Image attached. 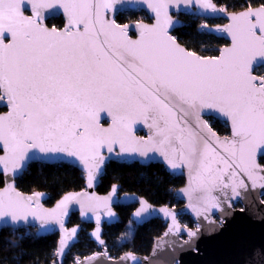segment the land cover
<instances>
[{
	"label": "snow or ice",
	"instance_id": "6c2138e0",
	"mask_svg": "<svg viewBox=\"0 0 264 264\" xmlns=\"http://www.w3.org/2000/svg\"><path fill=\"white\" fill-rule=\"evenodd\" d=\"M119 2L0 0V105L8 108L0 114V171L15 178L31 160L64 154L84 165L91 187L105 162L102 149L111 153L118 145V155L159 152L173 169L186 165L189 192L198 193L205 211L221 207L215 191L225 202L240 197V189L248 191L243 177L252 189H264V75L253 74L264 69V0L229 15L223 27L202 25L231 37L230 47L209 57L181 47L169 34L176 26L169 9L178 0H140L155 14V23L139 25L136 40L129 38L127 25L105 19ZM195 4L206 14L226 12L212 0ZM61 12L62 29L44 24L45 13ZM205 109L231 121V138L216 137L202 119ZM107 117L111 123L104 127L101 120L107 123ZM190 118L214 140L194 131ZM139 122L152 130L147 139L134 134ZM40 195L24 196L8 183L0 190V228L32 216L42 227L58 224L66 233L62 217L70 203H79L86 214L82 194L66 195L52 210L42 207ZM95 199L114 216L109 197ZM141 205L137 217L148 211L145 202ZM88 210L96 208L90 203ZM161 211L178 229L176 214ZM96 222L92 235L99 239V215ZM66 241L62 236L58 256Z\"/></svg>",
	"mask_w": 264,
	"mask_h": 264
},
{
	"label": "water",
	"instance_id": "95a60500",
	"mask_svg": "<svg viewBox=\"0 0 264 264\" xmlns=\"http://www.w3.org/2000/svg\"><path fill=\"white\" fill-rule=\"evenodd\" d=\"M215 3L214 0H212ZM216 4V3H215ZM218 7V6H217ZM143 13L145 14L150 22L136 21L125 23L128 28V35L130 39L136 40L139 39V25L146 24L152 25L155 23V14L147 7V4L140 2V0H120L119 3L114 5V9L110 12L105 13V19L114 20L115 17L121 13ZM238 13V12H235ZM26 15L30 14L29 12L25 13ZM233 13L225 12L219 14L204 13L193 0L192 4L185 5L183 0H178L177 3H174L169 9V15H171L173 22L175 23L174 28L169 29V34L171 35L172 31L179 30L182 28L185 23L179 17L180 15L194 16L199 19L206 20H221L224 21L223 25H213L208 26L211 29L216 27H223L224 25L230 23L228 16ZM62 17L64 24H66V17L61 12L58 16L52 17L48 16L45 13L44 24L50 18ZM116 23V22H115ZM121 25V26H124ZM62 27V28H63ZM61 28V29H62ZM205 32L210 35H215L219 38H223L228 43L221 49L231 46V37H228L226 34L216 33L215 31L209 33L208 29H205ZM173 36V35H172ZM177 41V40H176ZM178 43V42H177ZM181 47H184L181 45ZM185 48V47H184ZM220 49V50H221ZM220 54V51L218 55ZM0 109H5L4 114L8 111V108L4 105H0ZM202 119L206 122V118L210 117L214 120L222 121L226 123L229 130V137H223L215 133L216 137L220 140L225 138L232 137V126L231 121L226 117L221 116L219 113L214 110L205 109L202 112ZM102 117H106V114L102 113ZM192 120V126L194 131L200 133L201 135L207 136L210 141L214 140L211 135L207 132V129H201L195 127V120ZM101 123L104 127H108L111 123V118L107 117V123L102 118ZM134 134L138 138L147 139L151 135V129L144 124L143 122L136 123L133 125ZM141 133V134H140ZM215 147V144H213ZM217 151L223 153L222 148H217ZM119 152V146L114 147V151L109 153L107 149H102V153L105 156V162L101 167L100 172L97 174L96 178L92 182V186H88L87 172L84 169V165L81 164L74 157H67L64 154H53L51 158L47 159H35L28 162L22 172L15 178L5 176L2 171L0 175L3 176V187L2 190L7 186L8 183L14 182V187L16 191L20 192L17 189L16 180L20 178L23 173L28 169L32 163L39 164H60L66 163L78 169L84 174V188L77 192H67L69 194H82L83 202L85 205V213L81 212V205L76 202H72L68 205V214L67 216L62 217L64 223V229L66 233L60 229L58 224H49L45 223L42 227L41 219H36L32 216L27 218V221L21 220L16 225H8L5 228H0V232L3 229H26V228H36L35 235L38 237H45L50 235L57 234V246H56V255L52 264H63L64 258L68 255L71 247L74 244H77L79 241L78 234L80 233L82 226L81 225H90L93 226V230L89 232V237L91 240L100 248V252L91 254L90 256L81 258L78 264H264V196L261 195L264 192V189L259 188L258 186L255 189L251 188L250 182L247 180V177H243L245 183L249 185L248 191L240 189L241 196L237 198H231L227 202L224 201L223 196L215 191L212 194L214 196H220L221 207L212 208L208 207L205 211V206L202 201L197 199L198 193L189 192V181L190 173L189 168L186 165H181L175 169L171 168L164 158L159 154V152L149 151L146 156L140 155L139 153H122ZM3 151L0 150V155H3ZM32 155V152L29 153ZM37 157H43L44 154L36 153ZM226 155V154H225ZM117 162L127 165L132 163H137L140 166H149L157 164L166 169L167 173L175 178L177 176L184 178V185L178 188L175 192V199L182 202V206L177 208L169 206H153L143 197H139L137 194H119V186L114 184L111 186L107 194H98L96 189L101 183V178L105 173V166L108 162ZM113 187H115V192L113 193ZM24 196H34L36 193H40V204L46 210H52L56 208V205L66 196H62L52 206H46L45 202L48 200L49 195L46 192H32V194H26L20 192ZM229 196L231 193L229 191ZM92 197L90 201L88 198ZM109 197L110 202L108 207H110L114 216H109L107 214L106 208L103 203H97L95 198H100L103 201L104 198ZM141 201L145 202L149 208L148 211L141 214L140 217L135 216V213L141 208ZM92 204L96 211L95 213L91 210H88V205ZM239 204L240 208H234L235 205ZM231 205V206H229ZM121 206H133L132 214L130 215V222L136 226L144 225V223L159 219L164 225L165 230L160 237H156L152 243V248L150 253L147 256H140L132 253H124L119 258L111 259L104 248V239L102 237L103 226H111L119 222V214H117L115 208ZM161 209H166L170 213L176 214V225L178 229L173 225L171 216H165L164 212ZM71 214H76L79 218L80 224L76 226H67L68 219ZM99 215V239L92 235L97 229L96 216ZM180 215L189 216L190 219L195 223L194 228H188L179 221ZM76 228L75 236L71 235V230ZM171 229V230H170ZM194 233V235H189ZM67 235V246L64 249L63 255L58 256L57 251L60 248V241L62 236ZM103 243H100V241ZM129 254L135 257V260L129 258ZM77 262L75 264H77Z\"/></svg>",
	"mask_w": 264,
	"mask_h": 264
},
{
	"label": "trees",
	"instance_id": "16d2710c",
	"mask_svg": "<svg viewBox=\"0 0 264 264\" xmlns=\"http://www.w3.org/2000/svg\"><path fill=\"white\" fill-rule=\"evenodd\" d=\"M219 7L226 8L227 12L235 13L244 11L250 4L253 8L259 7L261 0H214ZM185 25L179 30L172 31L180 45L195 52L197 55L209 57L218 56L219 50L228 43L223 38L210 35L201 29L203 24L213 25L214 22L199 19L194 16L180 15ZM150 22L143 13L124 12L115 17V22L124 25L129 22ZM64 24L62 17L50 18L46 26H55L60 29ZM255 75H264V69L254 71ZM210 127L220 136L229 135L227 126L221 121L207 118ZM105 173L101 178L96 192L107 194L111 186H119V194H137L145 198L153 206L179 207L182 202L175 199V192L184 185L181 177H171L165 168L153 164L140 166L137 163L131 165L108 162ZM84 174L69 164H39L32 163L23 175L16 180L17 189L26 194L32 192H46L49 195L46 206H52L67 192H77L84 188ZM3 176L0 175V188L3 187ZM264 201V198H263ZM133 206L116 207L119 214V222L111 226H103L102 237L104 248L109 258L117 259L124 253H132L147 256L156 237H160L165 230V225L159 220H151L144 225L136 226L130 222ZM179 221L188 228H194L195 223L189 216L180 215ZM80 224L76 214H71L67 226ZM130 224L132 232H129ZM78 234L79 241L71 247L63 264H73L74 259L90 256L100 252V248L91 240L89 232L93 226L81 225ZM36 228L3 229L0 232V264H52L56 255L57 234L45 237L35 235Z\"/></svg>",
	"mask_w": 264,
	"mask_h": 264
},
{
	"label": "flooded vegetation",
	"instance_id": "af4514ba",
	"mask_svg": "<svg viewBox=\"0 0 264 264\" xmlns=\"http://www.w3.org/2000/svg\"><path fill=\"white\" fill-rule=\"evenodd\" d=\"M206 20V19H205ZM209 21H211V20H209ZM212 22H214V24L213 25H223L224 24V21H221V20H213ZM208 25V24H207ZM213 25H208V26H213ZM63 27V26H62ZM61 27V28H62ZM60 28V29H61ZM205 30V29H204ZM220 51V50H219ZM219 53V52H218ZM218 55V54H217ZM254 74V73H253ZM255 75V74H254ZM2 112H5V109H0V113H2ZM207 118H210V117H207ZM206 118V119H207ZM212 119V118H211ZM214 120V119H213ZM207 123H208V121H206ZM222 122V121H221ZM223 123V122H222ZM209 124V123H208ZM226 126H227V124L226 123H224ZM210 126V125H209ZM227 128H228V126H227ZM228 132H229V130H228ZM230 133V132H229ZM141 134V133H140ZM223 137H229V135H227V136H223ZM63 164V163H62ZM166 170V169H165ZM177 177H179V176H177ZM182 178V177H181ZM184 179V178H183ZM119 192V191H118ZM175 195V194H174ZM183 204V203H182ZM182 206V205H181ZM234 207H237V208H240V206H239V204H237V205H235ZM76 263V262H75ZM75 263H73V264H75Z\"/></svg>",
	"mask_w": 264,
	"mask_h": 264
},
{
	"label": "rangeland",
	"instance_id": "374dc122",
	"mask_svg": "<svg viewBox=\"0 0 264 264\" xmlns=\"http://www.w3.org/2000/svg\"><path fill=\"white\" fill-rule=\"evenodd\" d=\"M203 25H204V24H203ZM201 29H203V30H204V28H202V27H201ZM234 208H237V207H234ZM131 228H132V225L130 224L129 232L127 233V235H126V236H130V234H131V232H132ZM74 260H75V262H77V260H76V259H74ZM78 261H79V260H78Z\"/></svg>",
	"mask_w": 264,
	"mask_h": 264
}]
</instances>
